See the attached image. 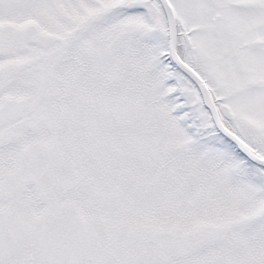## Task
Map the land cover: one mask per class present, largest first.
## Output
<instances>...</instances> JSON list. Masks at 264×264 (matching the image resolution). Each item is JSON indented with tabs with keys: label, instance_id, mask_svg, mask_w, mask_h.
Wrapping results in <instances>:
<instances>
[{
	"label": "snow or ice",
	"instance_id": "snow-or-ice-1",
	"mask_svg": "<svg viewBox=\"0 0 264 264\" xmlns=\"http://www.w3.org/2000/svg\"><path fill=\"white\" fill-rule=\"evenodd\" d=\"M0 264H264V0H0Z\"/></svg>",
	"mask_w": 264,
	"mask_h": 264
}]
</instances>
